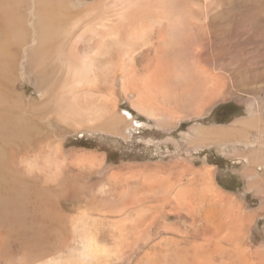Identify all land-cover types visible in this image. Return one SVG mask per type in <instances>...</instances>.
<instances>
[{"label":"rangeland","instance_id":"rangeland-1","mask_svg":"<svg viewBox=\"0 0 264 264\" xmlns=\"http://www.w3.org/2000/svg\"><path fill=\"white\" fill-rule=\"evenodd\" d=\"M62 1L65 2L64 4H66L70 13L75 15L78 12L85 11L89 4L99 0ZM213 1L223 10L226 2L229 5L228 11L222 14L224 19H222L221 27L223 29L229 30L233 27L231 19L227 18V14L235 16L239 21L241 18L253 21L255 18L253 13L258 9L261 13L263 11V5H259L262 0L257 3V9L250 12L247 10V4L252 0ZM35 7V0H17V3L14 4V10H17L14 20L24 24L18 23L15 33L9 39L12 49L9 55L12 57L15 53L13 56L14 64L13 66L9 65V67H12V74L7 73L9 77L8 88L11 96L9 98L6 97V99L1 98L0 101V113L6 112L8 108L10 113L20 116V119L15 117L19 121L26 119L24 122L33 123L32 125L37 127V133H34L35 136L31 140L23 139L24 141L20 142L7 134L9 131L6 129H13V121L4 120V123L0 121V138L2 136L0 148L4 150V155L2 156L6 158L3 159L5 160L4 166L0 168V227L5 234L4 249L0 250V264H46L50 257L55 258L57 256L60 257L58 264H78L74 252V248L77 245L71 246V237H77L75 238L76 241L80 240L81 231L78 233V230L73 236L69 220L78 219V216H80L82 220L79 221V224L84 220L86 227L89 228L87 229L89 233L94 234L103 231L112 233L114 227L107 222L111 220L110 216H106L107 218L103 216L104 209L109 208V206H112L110 207L112 211H122V220L128 215L135 217L136 211L138 213L141 212L139 215L144 218L149 219L152 216L157 218L155 219L156 225L152 226V231H155V233L151 235V240L147 245H142L140 242L130 245L129 240L132 238H126L116 246L111 235H107L108 237L102 236L100 245L109 247L111 251L108 253V257L103 255V261L107 262L104 264H156L157 260V264L165 262L172 264L180 258V261L186 260L187 264H197L201 262V256L206 255V253H203V249L208 246V250L212 251L215 248L216 243L214 242L216 240L220 244L231 248L232 246L225 243V239L228 240L230 235L233 236L235 234L232 225L231 227L222 225L212 230L216 233L211 243L204 240V237H207L208 234L212 235L211 232L204 235L201 231H195L194 227L200 221L194 222L192 215L201 216L200 218H202L204 213L212 219H216L215 221H217V218L221 217L224 219L226 216L229 221V217H232L233 225L237 228H235V231H243L244 233L240 238L242 246L247 247L248 252L253 254L252 259L255 264H264V144H262L254 129H250L245 133L248 136L246 139L243 137L230 142L200 144L192 137V130L195 126L204 128L229 126L248 119L250 113L257 109L264 116V59L256 55L258 52H264V43L261 44L263 46L260 48L257 47L260 46L259 44H255L257 45L255 46L254 43L250 42L244 43V45L243 43H237L234 45V51H236H233V54L222 56L225 58L218 60L217 65L226 64L238 51H242L243 57L247 59L239 66L235 76L233 75L232 77L230 71L225 73L226 76L221 73L220 78L226 80L227 88L223 96L206 100V97L203 98V89H200L199 92H192L189 98H184L178 92L175 93L177 88L183 85L181 80L179 83H174L173 98H171V94L154 91V94L157 95L158 105L168 109L166 111L169 113H173L174 110L178 113L177 120L172 124H168V126L166 123H158L155 117L132 106L131 101L134 99L135 93L128 92L126 95L123 91L121 76L119 73L115 75L111 73L114 62L103 61L104 65L109 66H106V74H104L103 78V81L106 79L105 84H102V86L97 84L99 80H102V77L88 79L92 83L86 82V85H81V87L73 85L69 95H63L60 100L59 93L62 92V88L65 89L70 84V73L62 67L63 63L65 62L64 66L68 65L67 69H69V64L82 60L79 58H81L83 51L89 49L87 45H93L92 40L89 39H83L78 42L76 40L84 24L88 23L90 18L83 16L86 19L82 18L83 20L77 24V27L70 29L72 32L69 37L64 39V41H58L64 42L62 47L68 50L69 55L64 54L60 57H64L61 60L46 63L44 68H40V71V69H34L32 67L33 64L31 65L30 63L32 57L30 55L34 54L32 49L36 47L37 42L32 24ZM113 7V5L108 6L110 13L115 11ZM263 29L264 23L262 25ZM1 35L2 33H0ZM16 35L20 38L16 37ZM220 40L221 38L217 41L218 44H220ZM70 49L78 51L76 52L79 53L77 55L78 58H73L74 56L70 54ZM220 49L212 50L211 57L219 56ZM62 52L63 49L60 54ZM111 55L116 62L118 54L113 52ZM236 58L232 60L236 61ZM136 59L139 67H142L144 64L143 60L140 59L139 55L136 56ZM8 60L7 62L5 61L6 66L9 63ZM63 70L64 72H62ZM38 71L43 76L42 74H37ZM92 71V69L89 71L87 78L90 75L92 77ZM145 72H138L139 74L135 78L137 80L141 79ZM93 84L97 85L96 88L93 87ZM88 88L95 89L93 92L90 90L87 96L85 103L88 106L100 105L97 95H109L111 100L107 104L111 106L114 104L115 109L120 114L123 112L132 114V126L126 130L125 134L123 132L122 134L107 133L99 129H90L85 125L75 129L65 122L57 121L53 113H48L53 111V104L49 102L55 99L65 104L67 100H72L71 96L80 95L88 91ZM92 100L97 103L92 104ZM79 104V107H82L84 103L79 102ZM5 134H7L9 140L3 137ZM253 148H261L263 156L260 162L249 164L260 177L257 184L249 182L243 173L248 166V163H246L248 162V157L245 156V152ZM11 152H14L12 157L9 156ZM46 155L51 158L47 162L45 158L43 160ZM19 158L23 159L22 163L19 162ZM85 158L91 159L92 164L87 163ZM75 159L78 161L77 164L72 162ZM24 160L29 162L31 168ZM52 161L53 164L51 163ZM56 164H59L61 168H65H62L56 174L57 179L54 181L44 180V176L54 175L49 170L53 169ZM40 166L43 171H47H45L44 175L39 174L36 176L34 172L37 169L35 167ZM18 168H22L21 174L15 172ZM29 169L31 172H29ZM113 173H116V178H109L110 175L108 174ZM147 174L149 177L146 176ZM4 176L8 177V181H10L11 176L15 182L19 183L18 185L20 186H17V193H15L18 194L16 195L17 197L9 192L11 190H9L8 185L1 180ZM114 180L120 183H116ZM112 184L113 186H111ZM205 184H212L231 199H223L225 204L228 201V211H225L227 207L223 208L222 211L219 210V212V208H215L216 212L210 211L208 198L203 199L200 194V191H203V187L207 188ZM11 187H14L13 183H11ZM152 187L156 189V191L154 190L155 192L153 189H151L153 192L149 189ZM114 188L115 190L121 188L122 195L114 197L112 195ZM184 188V193L181 194L179 191ZM62 189H64L63 193ZM41 190L52 191V195L47 197L49 200L47 198L43 200L42 198L38 200L39 202L36 201L41 198ZM85 193L87 195L84 196ZM102 195L106 196V200H109V202L110 200L119 201L117 203L111 202L108 206L101 203H92L101 198ZM3 199L5 201H2ZM8 199L10 201H7ZM20 203L23 204L20 205ZM46 203L50 204L48 207L53 208L56 215L60 214L62 216L65 220L63 225L50 218L47 211H45ZM140 208L144 209L140 211ZM125 209L127 210L125 211ZM17 211L23 217V222L19 227L20 233L14 231L15 224L12 220V217L17 216ZM103 217L104 219L106 218L105 220L110 226L104 223ZM67 221L69 222L67 223ZM157 223H178L181 228L178 231L161 229L157 227ZM76 241L73 244H76ZM190 244L196 248H192ZM186 249L188 250L187 252H185ZM195 251L197 257L190 263L189 257ZM160 254L164 255L165 259H162ZM222 255L214 256L216 262L221 261L220 256Z\"/></svg>","mask_w":264,"mask_h":264},{"label":"bare ground","instance_id":"bare-ground-1","mask_svg":"<svg viewBox=\"0 0 264 264\" xmlns=\"http://www.w3.org/2000/svg\"><path fill=\"white\" fill-rule=\"evenodd\" d=\"M258 2L259 0H252L251 2H249L247 4L248 6L247 10H249L250 12L252 10L257 9ZM15 3H17V0H0V33H2V35L0 36V101L1 98L6 99V97L9 98L11 96L8 88L9 77L7 76V73L12 74L11 72L12 67H9V65L13 66L14 64L13 56L15 55V53L14 55H12V57L9 55V53H11L12 51L11 43H9V39L15 33L18 23H20L19 21L14 20L17 13V10L16 9L14 10ZM64 3L65 2L62 0H35L36 7L34 11L35 12L34 20L32 21V24L34 28L33 31L36 34L37 42H36V47L32 49L34 51L33 52L34 54L32 53L33 55H30V57L31 56L33 57V58L31 57V62H30L31 65L33 64L32 67H34V69L36 68L37 70H39L40 68H44L46 63L54 62L55 60H61L62 58H64V57L60 58L62 55L64 54L69 55L68 50H65L62 47L64 42L62 43L58 41L59 40L64 41V39L69 37V34L72 32V30L70 29L77 27V24L83 20L82 18L84 19L90 18L88 20V23L84 24V27L82 26L83 29L80 31L76 40L78 42L83 39H89L92 40L93 45L89 46L86 44L89 49L82 52L81 58H79L82 60L75 61L69 64L70 66L69 69H67L68 65H66L65 67L64 66L65 62L63 63L62 67H64L68 71V73H70V84L67 85L68 86L67 88L65 89L62 88V92L59 93L60 100L62 99L63 95H67V94L69 95V91L73 89V85L81 87V85L82 86L86 85L85 84L86 82L92 83L88 79L102 77V80H99L97 84H101V86L102 84H105L106 79L103 81V78H104V74H106V66L108 65H104L103 61H109L111 63L114 62L111 73H113V75L119 73L122 80L123 91L126 93V95L128 94V92L135 93V97L131 101L132 106L141 112H144L148 115L155 117L157 122L160 124L162 123L164 124L166 123L167 125L172 124L174 121L177 120L176 118L178 117V113L175 110L173 113H169L166 111L168 109H165L162 106L158 105L157 95L154 94V91L156 92L161 91L168 95L171 94V98H173L172 93L174 92V83H179V81L181 80L183 81V85H180L175 91V93L178 92L180 95L184 96V98L186 97L189 98L192 92H199L200 89H203V93H204L203 98L206 97V100H211L218 96L220 97L221 95L223 96V94L226 93L227 88H226V80L220 78L221 73H224L225 75L227 71H230L232 77L233 75L235 76L237 74L238 71L237 69L239 68V66L242 65L244 61L247 59L243 57L244 54L241 53L242 51H238L232 57V59L237 57L236 61L235 60L233 61L230 58L231 60L228 63L226 64L224 63L223 65H217L218 60H220L221 58L223 59L225 58L222 56L233 54L234 45L237 43L240 44L243 43V45L244 43L247 44V42L254 43V45L259 44L260 46L255 45L259 48L264 45L263 44L264 29L262 30V25L264 23V0H262L261 3L259 4L260 6L263 5L262 13L260 12L259 9L256 11L257 14L256 12H254L253 14L255 15V18L253 19V21L245 20L242 18L239 21V19L236 18L235 16H232L231 14L230 15L227 14V18L229 20L231 19V24L233 25V27L229 30L223 29V27H221L222 19H224L222 17V14L226 13L229 9V5L226 4L227 2L224 4L225 7L223 10L219 8V5L217 3L215 4L214 1L212 2V0H99L93 4H89L85 11L78 12L75 15L70 13V10L67 9L66 4ZM110 5L114 6L113 8L115 9V11H113V13H110L108 10V6ZM83 16H86V18ZM22 23L20 24L23 25L24 23L23 24ZM16 37L19 36L16 35ZM220 38H221L220 44H218L217 41ZM62 49L63 52L62 54H60ZM216 49H220V53L218 54L219 56L211 57L212 50H216ZM69 51L70 54L74 56L73 58H78L77 55L79 53H76L78 52L76 49H70ZM113 52H116L118 54V57L116 58V62L114 61L115 58H113V56L111 55V53ZM137 55H139L140 59L143 60L144 62L142 67L141 66L139 67V64L137 63V59H136ZM256 55L257 57L264 59V52L263 53L258 52ZM7 60L9 61L8 66H6L5 64V61L7 62ZM91 69L93 70L92 77L90 75L87 78V75H89V71H91ZM143 71H146L143 77L137 80L135 77L139 74L138 72H143ZM62 72H64V70ZM37 74H42V73L38 71ZM61 85L66 86L63 84ZM93 85H94L93 87L96 88L97 85L96 84ZM90 90L93 92V90L95 89H89L88 91H85L80 95L76 94L75 96H71L72 100H67L65 104H62L54 99V101L49 102L50 104H53V108H52L53 111L52 112L49 111L48 113L51 114L53 113L57 121L65 122L69 126L75 129L85 125L90 129H94V130L99 129L107 133L114 132V133L122 134L123 132L125 134L126 130H128V128L130 129V126H132V121H131L133 120L131 116L132 114H130V112H123L122 114H120L115 109L114 104H112V106L110 104H107V102L111 100L109 95L108 96L97 95V100L100 102V105L97 104L96 106H88L85 102L87 101V96ZM79 102L84 103L82 107H79L80 105ZM93 103H97V102L95 100H92V104ZM9 111L10 110L7 108L6 112L0 113L1 122H3L4 120L13 121V129L12 128L6 129L7 131H9L7 133L8 136L10 135L14 137L13 138L14 140H18L20 142L24 141L23 139L31 140L32 137L35 136L34 133H37V127L32 125L33 123L31 124L30 122L28 123L24 122L26 119L24 121L23 120L19 121L18 119H20V116L18 117V115L16 114L13 115ZM35 114L37 113L35 112ZM15 117H17L18 119ZM133 122L138 123L137 121H133ZM250 129H254L257 132L258 138L261 140L262 144H264V116L262 115L261 111H259L258 109L252 111L248 119L242 120L241 122L239 121L238 123H234L229 126L220 127V128H215V127L204 128L201 126H195L192 130L193 131L192 137L196 142L200 144L201 143L208 144L213 142H230L232 140L234 141L236 139H242L243 137L246 139L248 136L245 135V133ZM7 134H5V136L3 137L9 140ZM260 149L261 148H253L245 152L246 154L245 156L248 157V162H246L248 163V166L246 167L243 173L245 175V178L248 179L249 182H251L252 184L253 183L257 184V182L260 180V177L257 173L254 172V170L251 168L249 164L257 163L262 160L263 156ZM2 155H4V150L0 148V168L5 164V160L3 159H6ZM13 155L14 152H11L9 156L12 157ZM44 158L46 159V162L47 160L51 159L48 158L47 155L43 157V160ZM31 159H35V158H31ZM77 159H75L72 162H74V164L75 163L77 164L78 163V161H76ZM21 161L23 162V159L19 158L20 163H22ZM85 161L87 163L92 164L91 159L85 158ZM24 162L29 164L27 160L26 161L24 160ZM79 162L81 163V161ZM51 163L53 164V161ZM29 166H30L29 168H31L30 164ZM35 168L37 169L35 170L36 172H34L36 176H38L39 174L44 175L45 171H47V170L43 171L42 170L43 168L41 166ZM62 168L59 166V164H56V166L53 169L49 170L50 172L54 173V175H50V174L49 176L46 175L44 176V180H47L49 182L54 181L55 179H57L56 174H58ZM21 170L22 168H18L17 170H15V172L18 174L21 172ZM29 172H31L30 169ZM108 175H110L109 178L111 177L112 179H114L116 173L108 174ZM146 176L149 177L148 174ZM33 179L31 180L33 181ZM121 179L120 181H122ZM1 180H3V182H5L8 185L9 190H11L9 192H11L12 194L17 193L16 190L17 186L20 185H18L19 183H17V181L15 182L11 178V176H10V181H8L7 176L2 177ZM11 183H13L14 187H11ZM116 183H120V182H116ZM205 185H207V188L205 187L206 188L205 189L203 187V191L200 190L199 191L201 196H203V199L208 198L207 199L209 201L208 208L210 209V211L216 212L215 208H219L218 209L219 212V210L222 211V209L225 207H227L226 208L227 210L225 209V211H228L229 210L228 201L225 204V200H231V199L228 196H226V194L224 195V193H221L212 184H205ZM31 186L33 185L31 184ZM111 186H113V184ZM149 189L150 190L153 189V191L154 190L156 191V189L153 187ZM183 190H185V188L181 189L179 192L183 194L184 193ZM61 191L63 193L64 189H62ZM113 191L114 192H112V195L114 197L122 195L121 188L118 190H115L114 188ZM51 192L49 190L42 191L40 195L41 198L37 197L38 199L36 201L41 200L42 198L43 200H46L47 197L52 195ZM16 195L18 194H15V197H17ZM85 195L87 194L85 193L84 196ZM104 195H102V197L99 198L98 200L93 199L95 201L92 203H101L102 205L108 206L111 204V202L117 203L119 201V200H110L109 202V200H106V196ZM174 195H178V194H174ZM2 201H5V199H3ZM7 201L10 200L8 199ZM49 203H46L45 211H47V213L49 214L50 218L53 221L58 222L60 225H63L65 223V220L62 218L60 214L56 215L55 210L53 208L48 207V205H50ZM21 204L23 203H20V205ZM39 206L41 207V205ZM110 207L112 206H109V208L104 209V211L103 210L101 211L104 212L103 216L105 217L110 216L111 220H108L107 222H109V224L114 227V229H112V233L108 231L96 232L94 234L89 233L87 230L89 228L86 227V223L84 222V220L81 224H79V221L82 220L80 216H78L79 217L78 219L69 220L70 222L67 221V223L69 222V225L72 229L71 233L73 234V236L78 230H79L78 233L81 231L79 235L81 236L80 240L76 241L75 238L77 237L75 238L71 237V244H72L71 246L77 245V247L74 248L75 249L74 252L78 264L107 263L103 261L104 260L103 255L108 257L109 256L108 253H110L111 251L109 247H106L105 245H100L102 236L111 235V237L114 239L113 242L115 243L116 246H118L117 244H119L120 242H122L123 239L126 238H132L131 240H129L130 245H134L137 242H140L142 245L149 244L151 240V235L155 233V231H152L153 229L152 226L156 225L155 219L157 217L152 216L149 219L144 218L142 215H139L141 212L138 213V211H136L135 217L131 215L128 216L124 215L125 218L124 220H122L123 219L122 211L120 210L112 211ZM143 209L140 208V211H142ZM126 210L127 209H125V211ZM39 211H41V209H39ZM105 212L109 213L110 215L109 214L106 215L107 213ZM16 215L17 216L12 217V220L14 221L15 224L14 231L16 233H20L21 230L19 229V227L23 222V217L22 215L19 214L18 211ZM132 217L134 218L131 219ZM192 217H194L193 218L194 222L200 221V223L198 224L196 223L197 225L194 227L195 231H199V232L201 231L203 232L204 235L206 233H210V232L212 233V235L208 234L207 237L206 236L204 237V240L206 242L211 243V240L214 239L213 237L215 236L214 234L216 233L215 231L212 230L217 229L222 225H225V227L227 225L231 227L232 225L235 233L234 234L235 236L230 235L228 240L225 239V243L232 246L231 248L220 244V242L216 240L214 242L216 243L215 248L212 251L208 250L209 249L208 246L205 249H203L204 251L203 253H206V255L201 256L202 257L201 262L197 264H255L252 259L253 254L248 252L247 247L242 246L240 238L243 236L244 233L243 231H239V232L235 231L237 228L234 227L233 225L234 222L232 220L233 219L232 217H229V221L227 220V216L224 219H222L221 217L219 219L217 218V221H215L216 219L214 218L212 219L209 215L205 213L202 218H200L201 216L199 217L196 215L194 216L192 215ZM105 219L104 217L102 218V220H104V223H107ZM157 225H158L157 227L166 230L178 231L181 228V226L178 223L177 224L157 223ZM59 228L61 229V227ZM35 234L37 235V233ZM74 241H76V244L75 243L73 244ZM4 242H5V234L4 232H2L0 227V250L4 249ZM190 246L192 248L193 247L196 248L192 244H190ZM128 249L130 252L129 247ZM187 249L185 252L188 251ZM200 254L202 255L201 252ZM219 254L220 255L223 254L222 256H220L221 261L216 262L214 256L215 255L217 256ZM160 257L162 259H165L164 255H161ZM196 257L197 254L195 251L189 257L191 260L190 263H192V261H194ZM157 259L159 258L157 257ZM180 259H177L172 264H187L186 260L180 261ZM59 260L60 257L58 256L55 258L50 257V259L46 262V264H58ZM163 264H167V263L165 262Z\"/></svg>","mask_w":264,"mask_h":264}]
</instances>
